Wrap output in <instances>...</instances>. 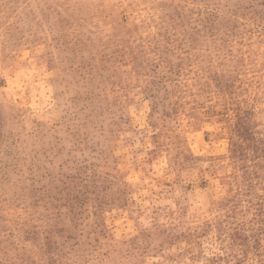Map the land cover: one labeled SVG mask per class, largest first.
Returning a JSON list of instances; mask_svg holds the SVG:
<instances>
[{
    "label": "rangeland",
    "instance_id": "rangeland-1",
    "mask_svg": "<svg viewBox=\"0 0 264 264\" xmlns=\"http://www.w3.org/2000/svg\"><path fill=\"white\" fill-rule=\"evenodd\" d=\"M0 264H264V0H0Z\"/></svg>",
    "mask_w": 264,
    "mask_h": 264
}]
</instances>
